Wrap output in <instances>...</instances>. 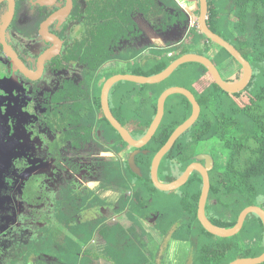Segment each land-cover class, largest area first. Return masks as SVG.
<instances>
[{
	"label": "flooded vegetation",
	"instance_id": "flooded-vegetation-1",
	"mask_svg": "<svg viewBox=\"0 0 264 264\" xmlns=\"http://www.w3.org/2000/svg\"><path fill=\"white\" fill-rule=\"evenodd\" d=\"M175 1L178 3L176 8H170L175 12L180 6L187 19L179 20L178 24L164 30L156 24H161L162 16H158V20H149L139 10L133 14V30L128 32L127 38L101 45L103 26L115 23V16L107 14L114 11L113 0H0V211L11 212L10 216L1 218L0 224L4 223L12 233L15 231L14 239L7 247L9 249L0 247V264H5L7 259L11 264H36L38 258L45 260V264L56 260L57 257L48 252L29 254V246L44 237L51 228H66V223H61L57 215L69 213L67 203L73 209L78 201L83 202L85 197H89L91 209L87 213L88 218L92 219L99 213L101 206L94 192L104 185L105 165L111 169L107 176L110 190L100 214L111 227L115 223H128L116 216V212H127L123 201L130 203V199L136 200L134 190L125 189L124 193L116 190L118 180L114 172L122 169L128 185L134 186L139 181L152 184V180L159 189L153 178L156 156L150 164L148 157L152 152L146 149L148 145L137 149L126 142L109 118L105 105L107 90L111 114L135 140H140L150 131L152 126L143 136H136L139 126H133L126 117V107L114 104L118 97L120 101L130 97L131 88L127 80L112 82L117 75L136 74L120 72V69L127 71L134 60L140 58L135 61L138 66L146 58L158 57V53L151 52V56L141 55L146 51L142 48L163 49L161 46L143 45L145 39L153 33L160 36L172 32L186 33L187 38L172 48H190L191 54L209 58L226 82H233L225 77L229 69L223 68L230 61L243 70L237 81L244 77V67L232 56L219 63L207 50L222 47L211 43L202 32L201 0ZM159 3L163 4L161 0ZM207 4L206 22L213 31L211 1L207 0ZM231 18L237 19L234 14ZM214 33L236 49L240 48L230 39L231 32L226 34L221 29ZM224 69L225 74L222 73ZM205 70L201 80L212 78L213 82V77ZM137 151L136 172L131 166V155ZM205 156L210 155L198 156L200 160L195 157L191 165L205 166ZM166 159L161 165L159 179L162 183L171 184L185 171L179 176L181 171L178 168L167 173L165 179L161 170ZM176 161L174 158L175 166L179 167ZM211 170H208L209 177ZM148 175L150 177L145 178ZM177 176L176 181H167ZM192 179L203 181V176L194 171L185 185L192 184ZM180 189L165 192L166 196H176ZM162 192L153 193L160 196ZM208 208L209 203L206 214L211 221ZM180 214L188 218L182 209ZM149 221L156 222L158 218L154 215L140 222Z\"/></svg>",
	"mask_w": 264,
	"mask_h": 264
},
{
	"label": "trees",
	"instance_id": "trees-1",
	"mask_svg": "<svg viewBox=\"0 0 264 264\" xmlns=\"http://www.w3.org/2000/svg\"><path fill=\"white\" fill-rule=\"evenodd\" d=\"M161 1L163 2L162 5H160L159 0H113L115 4L114 11L111 13L107 12V14L115 16V23L110 24L111 26L109 27L103 26L100 44L109 45L113 41H119L123 37L127 38L128 32L133 30V14L139 10L149 20H154L155 18L158 20V16H162L161 24L156 22V20L155 22L159 28L161 27L164 30H168L175 24H178L179 20L188 18L180 6L174 12L170 8L172 6L169 0ZM172 1L177 3L175 0ZM210 1L213 6L210 9L213 31L219 33L221 29H224L231 32L230 39L240 47L237 49L243 53L253 67L254 78L246 90L238 93L225 91L215 81L206 85L202 91H198L196 84L202 81L203 72L206 70L200 64L190 63L193 67L195 66L193 72L195 73V87L191 91L195 94L200 104L201 115L194 126L179 139L176 146L166 158L171 162H173L174 158H177L178 161L176 163L182 169L179 175L181 176L183 171H186L192 161L196 159L194 157L196 153L187 156V146L185 143H182L185 137L189 135L192 145L211 142L216 146V157L209 154L214 158L215 166L210 174L211 189L208 203L209 207L212 208L215 206H211L212 203L216 202V207L219 212L222 210L227 211L228 214L224 219H217L213 216L211 221L218 227L229 229L236 226L238 219H240L246 209L251 207H261L264 209V0ZM232 14L237 19H232ZM196 37L197 35H194V38L198 40ZM211 43L213 42L211 41ZM164 49L167 50V57L146 58L145 62H149L148 65L145 64L142 70L137 68L135 73L148 76L159 75L166 71L175 61L186 54L192 53L190 48H163L162 50ZM207 50L215 55L214 60L219 61V63H224L232 58L224 48H207ZM184 66H188V64L183 65L179 70H182ZM165 90H162L157 95V101L154 106L155 112L154 115L152 114L150 116L152 119L148 123L144 122L148 130L158 115L159 100ZM246 93H250L252 98L245 105L240 99ZM182 96L184 97V101L180 102L181 108H179L180 110L184 108V111L180 116H178V110L172 103L169 106L171 97L167 101L166 117L156 136L148 147H146V149H150L152 152V155L148 157L150 164H152L153 158L169 143L175 132L193 114L192 103L184 94ZM176 116L179 118L177 119ZM148 120L145 119V121ZM137 126H139L137 131H141L138 122ZM108 167L109 165H105L103 187L94 192L95 199L100 202L101 206L99 213H97L99 219L92 220L94 221L92 222L87 216L88 211L91 209L88 206L90 203V200L88 201L90 199L89 197H85L83 202L78 201L73 209L67 203L69 213H59L57 215L61 223H66V228H51L47 230V234L44 237H41L40 240H37L29 246V254L34 253L35 255H39L42 252H48L57 257L56 260L53 259L48 264H119L118 260L122 257L123 252H132L136 239L134 236L138 239L141 237L140 235H136V225H132L128 229L125 225L121 226L117 223L111 227L107 224L108 220H104L102 214H100L101 208H104L106 205L107 199L105 196L110 190L107 176L111 173V169ZM117 171L121 173L117 174ZM117 171L114 172L118 180L116 190H120L122 193L125 192V189L134 190L136 200L130 199V203L127 202L128 200L123 201L122 203H124L126 208L124 210L127 212L118 211V213L116 212V216L125 215L127 219L133 220L129 208L135 205L134 212L136 214L139 213L144 202L142 193L153 196L155 194L153 192L161 191L154 186L152 180V184H143L140 182L142 184L140 190L135 189L137 183L134 186L128 185L127 177L122 173L123 170ZM179 176L167 181L174 182ZM148 177L150 176H145V178ZM139 179L141 180V178ZM192 180V184L182 186L179 191L180 193L182 192L180 194L182 202L178 209L184 210L188 216V218L182 221L184 222V229L188 230V236L193 240L185 237L184 239L185 241H191V243L193 241L195 242L196 257H193L194 264H231L236 259L263 255V219L257 214L248 216L242 232L231 238H220L212 235L203 227L198 219L199 200L202 193L203 181H198L197 179ZM185 187L194 190L190 194L192 196L191 201L188 200L187 203L183 201V199L187 200L188 198L183 194L186 192L182 191ZM62 206H65L64 203H62ZM137 206H140V208L137 209ZM167 215L169 216V213ZM151 218L144 217L143 220L146 221ZM157 218V226L150 232L154 231L155 234L162 232L163 236L169 235L173 227L179 225L180 222H173L170 219L169 227H163L164 229L158 230L162 215H157ZM93 225L99 226L98 228H94ZM79 230H83L84 233H79ZM125 230L129 231L128 234L125 233ZM150 232L145 235L153 240L155 248L152 252L154 253L160 241H158V238L155 241V234H150ZM194 232L195 237L193 238ZM253 232V237L260 240V244L258 247L247 248L245 239L250 238L249 236ZM120 233L125 236L123 239L126 240V245L123 248L120 245H115L114 249H111L110 245L112 240H114V236ZM242 233L243 236H241ZM143 237H145L144 234H142ZM237 237H240V239H234ZM100 238L103 239V242L99 243L97 247L94 248L93 245L90 246L88 244L91 240ZM145 238L143 239L144 247L146 248L151 243L146 241ZM218 239L222 241L220 242ZM131 241L134 243H130ZM82 243L87 245L81 247ZM108 249L114 254L113 258L105 255ZM137 257L139 262L141 259L139 254ZM106 260L110 263L106 262ZM44 261L38 258L36 264H45Z\"/></svg>",
	"mask_w": 264,
	"mask_h": 264
},
{
	"label": "rangeland",
	"instance_id": "rangeland-1",
	"mask_svg": "<svg viewBox=\"0 0 264 264\" xmlns=\"http://www.w3.org/2000/svg\"><path fill=\"white\" fill-rule=\"evenodd\" d=\"M171 6L174 8H176L177 3H174L172 0H169ZM224 30V29H223ZM226 34H229V31L224 30ZM185 38H187V34L186 33H178V32H172L169 33L168 35L165 34L163 36L157 35V34H152L151 37H149L148 39H145L144 42H142L143 45L148 46V47H152L154 46H161L160 48H172L173 46H176L179 41H183ZM157 44V45H155ZM193 44L195 45V41L193 42ZM142 50H146L144 51L141 55H148L151 56L150 52L152 54H159L158 57H164V56H168L166 55L167 50H161L159 51V49L153 48H142ZM132 55V54H131ZM140 58L134 60L133 62H131V66L129 67V69L126 71H123L120 69V72H136L137 68L139 69H144L145 64L148 65L149 62H142L140 63L138 66L135 63V61H139ZM219 62V61H218ZM222 66H220L221 68ZM194 68L193 65H190V63H188V66H184V68L182 70H178L175 75L173 77L168 78L166 81H163L161 83H156V84H139L137 82L134 81H129L127 80V84L128 86L131 88V95L130 97H127L123 100H119L120 98H116L114 100V104L115 105H123L126 107V117L129 118L132 121L133 126L137 125V122L140 125V129L141 131H137L138 133L136 134L137 137L139 136H143L146 131H148V127L145 126V123L150 122V119H152L150 116L155 112V103L157 101V95L164 89H168L170 87L173 86H184L188 89H194L195 87V79H194ZM223 68H227L229 69L226 70L227 71V75H225V77L231 81H233L232 83H237V79L241 77V75L243 74V70L241 69L240 65H237L235 62L230 61L229 65H225ZM225 69L224 71H222L223 74H225ZM222 70V68H221ZM118 72V71H115ZM210 82H212V78L211 79H206L204 81L199 82L198 84H196V87L202 91L203 88L208 85ZM127 84H125V89L127 87ZM124 88V86H122V89ZM170 102H169V106L171 105V103L173 104V106L178 110V116H180L181 114H183L184 108L182 110H180L181 106H180V102L184 101V97L182 96L181 93H177V94H173L170 96ZM250 98H252V95L250 93H246L243 96H241L240 101L243 104H248V102H250ZM184 103V102H182ZM185 105V103H184ZM180 107V108H179ZM149 114V117H146L145 115ZM178 116L177 119L179 118ZM146 117V118H143ZM126 118V119H127ZM148 120V121H145ZM156 119V118H155ZM145 122V123H144ZM192 140V139H191ZM182 143H185V145L187 146V156L189 155H193L194 153L195 156H201V155H205V154H211L213 157H216L217 155V151H216V146L213 145L211 142H206V143H202L201 145H192L190 143V137L188 135V137H185L182 140ZM214 160V159H213ZM180 161V160H179ZM220 161V159H219ZM177 162V161H176ZM215 164V163H214ZM179 168V172L182 170L180 167H176L175 166V162H171L170 160L166 159L164 164H163V168H162V175L165 178L167 173L173 172V171H177ZM188 169V168H187ZM163 178V179H164ZM135 189H139L140 190V186H142V184L140 183V181L135 185ZM190 186V185H189ZM182 191H185V194L188 198L187 200H184L185 203H187V201H191V193L194 191L192 189H189L188 187H185ZM180 193V192H179ZM182 193V192H181ZM180 193V194H181ZM154 194V193H153ZM161 195H156L154 194L153 196H148V194H144L142 193V196L144 197V202L143 205L141 206H137V209L140 208L139 213L136 214L134 212V207L129 208V212L132 213V219L133 220H129L126 218L125 215H121L120 219L121 220H125L128 223L126 224H120L121 226L127 227L128 229L130 227H132V225H136L135 229L137 234L136 235H140V239H138L136 236H134L135 239V246L133 247L132 252H123L122 257L118 260L119 264H194L193 261V257H196V245L195 242L193 241V243H191V241H185V238H191L188 236V230L184 229V225H183V219L186 218L184 215L180 214L181 210H178V208L181 205L182 200L180 199V194H177L176 196H171L173 194H170L168 196L167 193H160ZM166 196V197H165ZM171 196V197H170ZM215 205V206H213ZM212 208H208V213L209 216H211L213 218L216 217L217 219H224L225 216H227V211L225 212L224 210L222 211H218L217 207H216V202H213ZM214 207H216V209H214ZM169 213V216L167 215ZM11 212L8 211H0V220L2 217L5 216H10ZM161 216L162 215V219L159 222V229L158 230H162L164 229L163 227H169L170 225V219L173 222H179V225H177L176 227H173L172 231L169 233V235H164L163 233H156L154 231L150 232L152 229L156 228V222H139L140 219L143 220L144 217H148L151 218L153 216ZM99 216V215H96ZM95 216V217H96ZM92 218L90 221L95 219ZM143 217V218H142ZM94 222V221H92ZM116 222V220H115ZM2 224V223H1ZM0 224V225H1ZM117 224V223H115ZM14 225V222L11 224V227ZM99 225H96L93 227L94 228H98ZM152 227V229H150ZM87 228H89L87 226ZM183 228V229H182ZM200 228V227H199ZM8 229V227H5V224L3 223L0 227V247L1 249H6L9 246V242L11 241V239H14V234L15 231H12L10 229ZM30 231H33V229H30ZM71 232V231H70ZM128 230H125V233L128 234ZM152 233L153 235L155 234V241L157 240L156 238H158V241H160L158 243L157 246V252L155 251L154 253L152 252L155 248L154 244H153V240L150 239L149 237H146V233ZM72 233V232H71ZM69 233V234H71ZM79 233H84L83 230H79ZM124 233V234H125ZM201 233V232H200ZM6 234V235H4ZM38 234V233H37ZM35 234V235H37ZM99 234V233H98ZM142 234H144L143 237L145 238L146 241H149V243H151L149 245V247H144V239L142 238ZM148 234V235H150ZM243 236V233L242 235ZM254 236V232L251 234V236H249L250 238H246L245 239V243H246V247L247 248H253V247H258V245L260 244V240H257L256 237ZM123 234H116L114 236V240H112L111 242V249H114L115 245H120L121 248H123L126 245V240L123 239ZM195 237V232L193 234V238ZM95 239V238H94ZM91 240L90 242H88V244L91 246L93 245V247H97V245L99 243L103 242V239H97V240ZM192 239V238H191ZM234 239H240V237L234 238ZM193 240V239H192ZM220 240V239H218ZM217 240V241H218ZM222 240H220L221 242ZM84 242V241H82ZM107 242V241H106ZM130 243H134L133 241H131ZM87 245V244H85ZM83 243L81 244V247L85 246ZM13 247V246H12ZM48 247V246H45ZM78 247V246H77ZM9 249V248H7ZM138 254L139 257L141 258L140 261L138 262ZM107 257L109 258H113L114 254L108 249ZM144 259V260H143ZM6 263L5 264H11V262H9V259L5 260ZM4 261V262H5ZM148 261V262H146ZM2 264V263H1ZM48 264V263H46Z\"/></svg>",
	"mask_w": 264,
	"mask_h": 264
},
{
	"label": "water",
	"instance_id": "water-1",
	"mask_svg": "<svg viewBox=\"0 0 264 264\" xmlns=\"http://www.w3.org/2000/svg\"><path fill=\"white\" fill-rule=\"evenodd\" d=\"M202 3V9H201V29L202 32L206 35L208 39H210L212 42L216 43L217 45L224 48L238 63H240L245 70L244 77L242 80L238 81L237 83H229L226 82L222 76L220 75V72L218 68L214 65V63L204 56H200L197 54H186L182 58L175 61L166 71L159 75H138V74H121L117 75L115 79L112 82H118L120 80H129L134 81L141 84H156L161 83L163 81H166L168 78L172 77L183 65H186L188 63H199L203 65L210 75L213 77L214 81L225 91L229 93H238L246 90L250 83L253 80V68L250 64V62L245 58L243 53L241 51H238L232 44L227 42L225 39H223L218 34L214 33L207 25L206 22V16L208 13V4L207 0H201ZM181 93L186 96L189 101L193 105V114L192 116L175 132V134L170 139L169 143L158 153L154 160V166H153V178L155 180L156 186L163 192H173L175 190L180 189L182 186L186 184L189 177L194 171H199L203 176V188H202V194L200 198L199 203V211H198V219L199 222L203 225V227L212 235H215L220 238H231L234 237L242 232V229L244 228L246 219L250 215H259L263 221H264V209L261 207H251L246 209L243 214L241 215L240 219H238V222L235 227L233 228H221L212 223V221L209 220L206 214V207L208 203V197L211 189V183H210V177L208 170H211L214 167V160L211 156H205L204 159L206 161L205 166H202L201 164H192L188 167V169L185 171L181 179L178 181L171 183V184H165L162 183L159 179L160 174V168L161 165L166 158V156L173 150V148L176 146L177 142L183 135L194 126V124L197 122L201 115V107L199 102L196 99V96L194 93L184 87V86H173L164 91V93L161 95L159 100V111L158 115L148 133L141 138L140 140H135L131 134L123 129L119 123L116 121V119L111 114L109 108H108V92L106 90L105 92V105L108 109V115L109 118L114 122L117 129L119 130L121 136L123 139L128 142L132 147L141 149L145 147L146 145H149V143L153 140V138L156 136L159 128L161 127L165 115H166V105L169 97L173 94ZM139 152H135L131 155V166L132 168L137 172L138 169H136L135 166V157ZM201 159V157L197 158ZM264 263V254L258 257H244L240 259H236L231 262V264H261Z\"/></svg>",
	"mask_w": 264,
	"mask_h": 264
}]
</instances>
